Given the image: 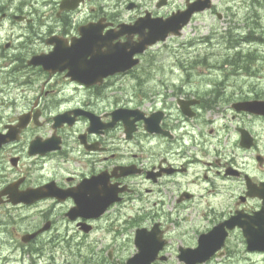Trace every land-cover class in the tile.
<instances>
[{
  "label": "flooded vegetation",
  "instance_id": "af4514ba",
  "mask_svg": "<svg viewBox=\"0 0 264 264\" xmlns=\"http://www.w3.org/2000/svg\"><path fill=\"white\" fill-rule=\"evenodd\" d=\"M48 1L47 9L40 0H10L0 8V206H36L42 214L37 225L20 237H6L2 245H13V254L0 255L3 264L8 260L21 263L22 253L30 246L32 264H38L34 254L48 260L45 264H58L56 254L44 252L47 244L57 252L66 250V264H108L113 258L116 263L126 260L128 264L138 253V231L150 232L158 224L166 244L157 264L170 257L171 241L163 222L150 213L163 211L165 197L172 198L170 208L175 212H190L193 205L199 210L206 226L196 228L197 244L202 235L237 213H244L245 219L264 208L263 198L249 194L264 192V112L243 108L246 102H264V96L230 98L225 93L226 83L213 78L209 79L214 82L195 92L186 88L184 79L168 84L161 78L154 81L145 100L137 95L123 96V78L146 79L145 65L150 66L151 50L160 43L140 54L137 66L111 72L118 58L115 47L141 41L137 20L148 24L145 34L154 19L191 10L195 4L208 3L212 6L206 11H216L214 0H179L168 13L148 6L141 10L137 0H80L76 8L64 10L63 0ZM175 3L157 0L156 5L166 9ZM129 5L139 11L127 19L123 8L130 10ZM201 13H194L192 19ZM84 25L98 32L99 48H94L93 54H77L72 65L57 62L52 54L58 41L66 44L65 49L72 48ZM41 57L46 63L36 61ZM71 68L76 69L73 74ZM213 69H217L215 64ZM81 71L86 76L83 81L78 77ZM146 118H150V130ZM219 118L227 120L223 139L214 127ZM220 181L221 186H230L222 189ZM228 190L235 200L226 210L218 200ZM13 192H35L39 198L14 203L10 201ZM147 195H156V201L151 203ZM253 200L258 205L251 206ZM81 203L83 208H79ZM103 207L107 208L98 217L69 215L78 209L97 213ZM114 212L128 216L118 218L122 223L104 222L100 229L115 240L123 227L132 226L130 239L137 250L132 256H115L116 250H110L108 258L97 257L70 249L74 244L83 249L88 244L83 239ZM52 214L76 222L77 233L70 236L58 229L48 242H41L42 236L56 228ZM235 232H240L246 243L239 227L229 232L227 243ZM34 233L37 235L29 241L23 239ZM61 243L66 245L60 247Z\"/></svg>",
  "mask_w": 264,
  "mask_h": 264
},
{
  "label": "rangeland",
  "instance_id": "374dc122",
  "mask_svg": "<svg viewBox=\"0 0 264 264\" xmlns=\"http://www.w3.org/2000/svg\"><path fill=\"white\" fill-rule=\"evenodd\" d=\"M7 1L10 3V0H0V8ZM40 1L44 9H47V3L51 2L48 0ZM137 1L142 4L141 10L148 6L150 10L160 13H168L172 8L180 4L179 0H174L176 3L172 6L166 9H159L156 5L157 0ZM20 2L21 0H15V3ZM214 2L217 7L216 11H206L197 15L185 27L182 36H171L166 42L154 46L150 53V66L145 65L144 69L146 79L123 78L121 84L123 96L129 98L131 95H137V99L141 97V99L145 100L147 99L146 96L150 94V87L154 81L161 78L167 80L168 84L177 83L180 79H184L186 88L190 89V92H195L208 86L210 82L217 80L219 83H226L225 93L230 98L247 95L250 97L264 96V0H214ZM123 10L127 19L135 17L139 11L125 8ZM1 35L5 36L3 32ZM146 61L148 62V57ZM234 63L237 64L234 65ZM212 64H215L217 69L211 70ZM221 85L218 84V86ZM145 106L147 107L146 104ZM225 124H227L225 118H219L214 124L215 130L219 132V139H223L226 136V132L223 129ZM250 161L253 163V154L250 156ZM252 166L256 168L254 164ZM220 183L221 181L219 182V187L222 189H227L230 186V183H228V185L223 187ZM234 184L233 182L232 186ZM237 185L236 183V190H238ZM229 195L230 190H228L227 195L218 200L219 203L222 202L224 204L222 207L226 210L228 207L233 206L235 200V196L231 197ZM147 196L151 203L156 201L154 200L156 199L154 197H157L156 195ZM164 200H166L167 206L164 207L161 213H150L154 220L160 219L163 222L171 241L167 250V254L170 257L168 260L160 261L157 264H183L177 257L179 253L178 245L196 246V228L201 227L204 229L206 221L200 219L201 214L195 205L189 208L190 212H175L170 208L172 207V198L165 197ZM250 205L256 206L258 202L253 200ZM158 206L159 204L156 205V207ZM125 211L134 213V210L130 209ZM126 216H128L126 213H121L120 215L118 212L112 213L107 220L97 224L99 228L97 231L83 239V241L88 243L83 246V249L78 248L75 244L70 246V249L97 257L105 256L108 258L110 250H116L117 253L113 251L115 256H132L137 251L130 239L133 233L132 226L123 227L115 240L112 236L105 234L103 229H100L104 222L122 223L123 221L118 222V218ZM41 218L42 214L36 206L22 205L17 209L11 204L1 205L0 255L7 257V255L13 254V245L11 248L2 245L6 237H20L24 230L32 226L35 227ZM51 218L57 219L56 228L42 236L41 242H48L50 238L56 235L55 231L58 229L60 232L67 233L70 236L77 233L76 222L70 221L69 223L65 215L52 214ZM150 221H152V218H150ZM81 237L83 236L81 235ZM75 238H78V236L75 235ZM37 245H41V243ZM65 245V243H61L60 247ZM44 248H46V251H44L46 254L53 253L58 256V264H66L64 260L66 250L61 249L57 252L55 247L51 248L49 244L44 246ZM223 251V254L216 255L206 264H264V253L248 252L240 232H235L232 235ZM29 252H32L31 246L22 253L23 261L17 264H32L31 259L34 258L31 254L33 252L30 255ZM68 252L71 253L70 250ZM34 255L38 264H45L48 261L41 254ZM40 257H42V260H40ZM71 259L69 257V260ZM50 260L55 262L53 259ZM113 260L114 262L108 264H127L126 260L119 263H116V258H113ZM0 263L3 264V261L0 260ZM4 264H16V262L8 260Z\"/></svg>",
  "mask_w": 264,
  "mask_h": 264
},
{
  "label": "water",
  "instance_id": "95a60500",
  "mask_svg": "<svg viewBox=\"0 0 264 264\" xmlns=\"http://www.w3.org/2000/svg\"><path fill=\"white\" fill-rule=\"evenodd\" d=\"M79 0H63L61 4V9L65 8H74ZM207 3L202 6H198L195 9H191V13L195 11H201L207 8ZM190 13V14H191ZM190 20V15L186 18H171L167 21L162 22H150V40L146 41L145 44H153L158 40H164L170 31L175 34H180V30L183 26H185ZM145 20H140L137 22L138 32H142L148 24L145 25ZM160 21V20H158ZM174 23H176L174 25ZM90 26H82L80 28L81 38L77 41H73L72 48H66L61 42L58 41L56 44L55 51L53 52V56L57 57L55 59L57 62L66 61L72 65L73 61H76V55L84 52H91L93 54V49L95 48L96 41L99 39V35L95 32V30L90 29ZM163 31L160 35H155L156 31ZM145 41V40H144ZM145 44L140 49L142 51L145 47ZM123 54H120L115 62L114 71H125L131 67L130 56L136 50L130 52L131 55H128L124 52V48H120ZM36 61L39 63H46L47 59L38 58ZM76 69L78 68L75 66ZM75 68H71V74H73L76 70ZM92 69H95L94 67ZM81 80H85L86 76L83 71H81ZM246 110L251 112H264V102L260 101H250L245 103ZM146 128L150 130V118H146ZM8 140V139H4ZM3 141L0 140V144ZM34 150L39 151V147L34 146ZM252 196H260L264 199V192L259 191H250L249 193ZM0 194V198H1ZM39 198V195L35 192H21L15 193L13 192L10 195V201L14 203L18 202H26L31 203ZM114 201V200H113ZM112 201V202H113ZM79 208H83V204H80ZM107 207H103L99 212L87 214L82 211L74 210L69 215L71 218H76L77 216L84 217H98L100 216ZM244 213H239L236 216L231 217L229 220L221 223L220 225L213 228L209 233L204 234L199 239V244L196 248H180V261L184 262V264H204L210 258L214 256V254L220 250L224 245L226 238L228 236V230L234 229L236 226L241 227L243 229L244 235L247 240V249L249 251H259L264 252V208L261 211L256 212L252 216L245 215ZM157 225L150 231L145 232L144 230H139L136 238V244L139 248V253L136 254L129 260V264H153L154 260L157 258L158 253L164 247L166 241L163 240L161 232L158 230ZM37 233L27 234L23 237L24 240L29 241V239L34 238Z\"/></svg>",
  "mask_w": 264,
  "mask_h": 264
},
{
  "label": "bare ground",
  "instance_id": "6f19581e",
  "mask_svg": "<svg viewBox=\"0 0 264 264\" xmlns=\"http://www.w3.org/2000/svg\"><path fill=\"white\" fill-rule=\"evenodd\" d=\"M232 47V46H231ZM150 93V92H149Z\"/></svg>",
  "mask_w": 264,
  "mask_h": 264
}]
</instances>
